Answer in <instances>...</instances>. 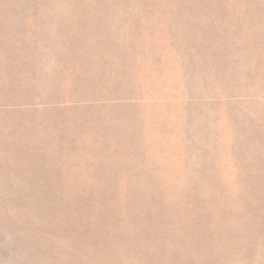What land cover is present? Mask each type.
<instances>
[{
	"label": "rangeland",
	"instance_id": "1",
	"mask_svg": "<svg viewBox=\"0 0 264 264\" xmlns=\"http://www.w3.org/2000/svg\"><path fill=\"white\" fill-rule=\"evenodd\" d=\"M0 264H264V0H0Z\"/></svg>",
	"mask_w": 264,
	"mask_h": 264
}]
</instances>
